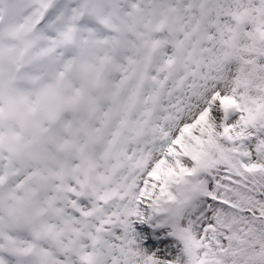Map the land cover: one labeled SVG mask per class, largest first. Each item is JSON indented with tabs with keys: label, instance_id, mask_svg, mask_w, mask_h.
Instances as JSON below:
<instances>
[{
	"label": "snow or ice",
	"instance_id": "1",
	"mask_svg": "<svg viewBox=\"0 0 264 264\" xmlns=\"http://www.w3.org/2000/svg\"><path fill=\"white\" fill-rule=\"evenodd\" d=\"M0 264H264V0H0Z\"/></svg>",
	"mask_w": 264,
	"mask_h": 264
}]
</instances>
